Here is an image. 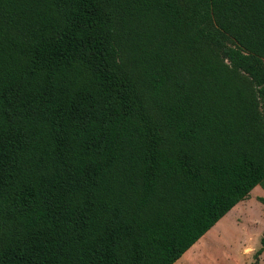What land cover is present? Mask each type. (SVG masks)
<instances>
[{
    "label": "trees",
    "instance_id": "trees-1",
    "mask_svg": "<svg viewBox=\"0 0 264 264\" xmlns=\"http://www.w3.org/2000/svg\"><path fill=\"white\" fill-rule=\"evenodd\" d=\"M258 185L264 0H0V264H173Z\"/></svg>",
    "mask_w": 264,
    "mask_h": 264
},
{
    "label": "rangeland",
    "instance_id": "rangeland-1",
    "mask_svg": "<svg viewBox=\"0 0 264 264\" xmlns=\"http://www.w3.org/2000/svg\"><path fill=\"white\" fill-rule=\"evenodd\" d=\"M264 190L258 185L173 264H264Z\"/></svg>",
    "mask_w": 264,
    "mask_h": 264
},
{
    "label": "crops",
    "instance_id": "crops-1",
    "mask_svg": "<svg viewBox=\"0 0 264 264\" xmlns=\"http://www.w3.org/2000/svg\"><path fill=\"white\" fill-rule=\"evenodd\" d=\"M231 209H232V208H231ZM231 209H230V210H231ZM230 210H229V211H230ZM229 211H228V212H229ZM228 212H227V213H228ZM227 213H226V214H227Z\"/></svg>",
    "mask_w": 264,
    "mask_h": 264
}]
</instances>
